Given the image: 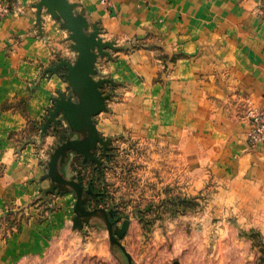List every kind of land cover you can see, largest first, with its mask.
<instances>
[{"label": "crops", "instance_id": "crops-1", "mask_svg": "<svg viewBox=\"0 0 264 264\" xmlns=\"http://www.w3.org/2000/svg\"><path fill=\"white\" fill-rule=\"evenodd\" d=\"M66 1L95 37L84 70L128 88L126 111L101 114L99 133L132 127L175 141L192 177L263 183L264 143L248 145L245 115L264 110V0ZM40 2L9 0L0 16V264L43 257L75 214L73 194L49 174L66 140L44 131L56 122L69 130L56 107L78 76L80 51L64 18ZM80 151L58 155L68 180Z\"/></svg>", "mask_w": 264, "mask_h": 264}, {"label": "rangeland", "instance_id": "rangeland-1", "mask_svg": "<svg viewBox=\"0 0 264 264\" xmlns=\"http://www.w3.org/2000/svg\"><path fill=\"white\" fill-rule=\"evenodd\" d=\"M94 80L103 98L102 110L92 117L97 129L101 114L110 119L115 111H126L128 88L101 70ZM62 95L65 101L71 97L72 107L78 104L72 89ZM72 123L67 130L56 122L44 132L54 133L59 142L89 138L84 122ZM134 131L123 127L115 135L100 133L96 152L72 160L69 178L86 198L80 208L101 210L103 222L79 215L76 190L57 186L74 196L72 231L60 235L43 257L17 264H264V181L192 177L175 141Z\"/></svg>", "mask_w": 264, "mask_h": 264}, {"label": "water", "instance_id": "water-1", "mask_svg": "<svg viewBox=\"0 0 264 264\" xmlns=\"http://www.w3.org/2000/svg\"><path fill=\"white\" fill-rule=\"evenodd\" d=\"M46 7L49 13H52L56 18H64L65 27L71 32V39L76 43L75 49L80 51L79 62L76 66L78 76L76 78H71L72 91L76 94L78 104L71 105L70 99L64 100L65 97L61 95L60 101H57L56 111H63L64 116L69 119V126L73 128V121L80 119L84 122L85 126L88 128V137L83 139H68L61 145L57 147L55 152L51 157V162L49 163V174L54 180L57 186H66V190H71L73 188L77 192V210L79 215H89L91 219L95 220L97 223L102 221V211L96 210L94 212H86L81 210L80 206L85 203V196L82 191L80 184L75 179H66L63 174L58 172L57 169V158L58 155L65 149L71 146H76V148L82 150L80 155H84L88 152H96L98 148V143L101 140L100 133L96 129L94 122L92 120L93 115L99 113L103 108V98L99 96L98 83L94 80L97 71H85L83 66L84 63L89 59L90 51L92 49V41L95 45V37L85 36L82 28L78 23V16L75 15L73 7H71L66 0H41L39 7ZM58 10L59 14H56ZM61 14V15H60ZM95 58V57H94ZM85 84V85H84ZM88 94V95H87ZM71 105V107H70ZM71 112L73 114H71ZM86 130V129H85ZM83 135V132H82ZM92 142V143H91ZM56 186V187H57ZM77 188L79 191H77ZM100 211V212H99ZM80 217V216H78ZM80 220H75L76 227L79 228ZM103 222V221H102Z\"/></svg>", "mask_w": 264, "mask_h": 264}, {"label": "built area", "instance_id": "built-area-1", "mask_svg": "<svg viewBox=\"0 0 264 264\" xmlns=\"http://www.w3.org/2000/svg\"><path fill=\"white\" fill-rule=\"evenodd\" d=\"M102 4L108 5L110 0H100ZM10 12L8 0H0V16ZM248 119L247 142L251 148H256L264 143V110L252 108L247 111Z\"/></svg>", "mask_w": 264, "mask_h": 264}]
</instances>
